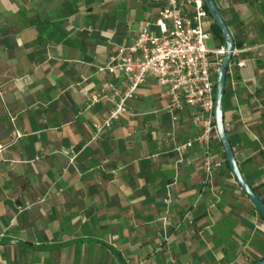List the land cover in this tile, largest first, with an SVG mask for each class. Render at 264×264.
Segmentation results:
<instances>
[{"label":"crops","instance_id":"crops-1","mask_svg":"<svg viewBox=\"0 0 264 264\" xmlns=\"http://www.w3.org/2000/svg\"><path fill=\"white\" fill-rule=\"evenodd\" d=\"M215 1L235 40L232 61H243L227 72V131L264 200V0ZM166 2L0 0V264H253L264 257V218L219 137L212 150L223 167L205 190L203 149H173L166 86L147 77L126 99L128 111L97 133L130 86L97 65ZM211 33L215 46L224 45ZM195 111L179 112L178 142L198 132Z\"/></svg>","mask_w":264,"mask_h":264},{"label":"built area","instance_id":"built-area-1","mask_svg":"<svg viewBox=\"0 0 264 264\" xmlns=\"http://www.w3.org/2000/svg\"><path fill=\"white\" fill-rule=\"evenodd\" d=\"M207 17L209 13L203 0H167L157 18L147 23L131 43L116 45L109 60L97 65L98 71L123 74L130 82L108 117L96 125L97 133L128 111L126 99L147 77H152L167 87L169 101L166 110L171 116L168 135L174 140L173 149L179 154H186L195 145L203 149L205 175L202 190L206 189L214 173L223 167V160L212 150V141L218 136L214 118L216 79L226 48L225 45L212 47L208 44L212 33L208 30ZM152 25L158 31L152 29ZM235 65H243V61L233 62L231 59L228 70ZM187 107L196 110L192 124L198 132L181 143L176 140L179 112ZM225 126H229L227 121ZM17 136H20L18 132ZM96 138L97 135L92 139ZM74 159L75 155L71 156V162ZM165 202L169 203L170 199L165 198ZM24 208L19 206V210Z\"/></svg>","mask_w":264,"mask_h":264},{"label":"water","instance_id":"water-1","mask_svg":"<svg viewBox=\"0 0 264 264\" xmlns=\"http://www.w3.org/2000/svg\"><path fill=\"white\" fill-rule=\"evenodd\" d=\"M204 5L206 6L209 15L216 22L218 27L222 32V36L224 39V45L226 48V52L223 56V60L219 67L216 79V88L214 95V118H215V126L217 135L223 145V150L225 153L226 161L237 180L238 184L245 192V194L249 197V199L253 202L261 216L264 218V200L257 194V192L253 189L250 183L247 181L244 176L241 167L239 165L238 159L234 152L232 143L230 141V137L228 135L227 128L225 126V93H226V83H227V72L228 65L230 60L233 57V52L235 50V40L229 29L227 22L221 13L217 3L215 0H203ZM253 264H264V257L258 260Z\"/></svg>","mask_w":264,"mask_h":264},{"label":"trees","instance_id":"trees-1","mask_svg":"<svg viewBox=\"0 0 264 264\" xmlns=\"http://www.w3.org/2000/svg\"><path fill=\"white\" fill-rule=\"evenodd\" d=\"M205 8H206V6H205ZM212 31H213L214 36L219 38L221 40L222 44H224V39H223V36H222V32H221L220 28L218 27V25L216 24L215 21H213V23H212ZM224 107H225V110H226V94H225Z\"/></svg>","mask_w":264,"mask_h":264},{"label":"rangeland","instance_id":"rangeland-1","mask_svg":"<svg viewBox=\"0 0 264 264\" xmlns=\"http://www.w3.org/2000/svg\"><path fill=\"white\" fill-rule=\"evenodd\" d=\"M209 18H211V16L209 15ZM212 22H213V19L211 18ZM207 26V25H206ZM208 30H210L212 32V27H208ZM208 44L212 47H215V38L213 37L212 35V38L208 41Z\"/></svg>","mask_w":264,"mask_h":264}]
</instances>
